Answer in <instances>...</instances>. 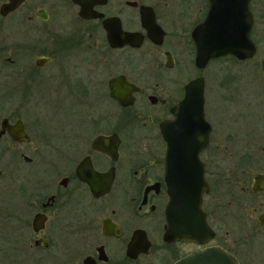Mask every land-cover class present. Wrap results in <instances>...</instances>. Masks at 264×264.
Here are the masks:
<instances>
[{
  "label": "flooded vegetation",
  "instance_id": "1",
  "mask_svg": "<svg viewBox=\"0 0 264 264\" xmlns=\"http://www.w3.org/2000/svg\"><path fill=\"white\" fill-rule=\"evenodd\" d=\"M88 1L94 17H81L72 0H23L0 16V194L17 199L0 202V264H176L205 248L254 264L246 249L252 243L264 247V0L249 1L255 55L242 61L226 55L199 69L190 35L206 17L205 0L189 32L191 71L179 52L184 26L169 31L162 22L167 0ZM5 4L9 0L0 6ZM141 7L152 10L164 31L160 45L147 37ZM105 22L114 36L120 30L140 34L139 47L112 46ZM256 56L258 115L243 137L252 142L236 158L226 153L228 146L217 145L203 73L219 60L244 63ZM120 78L124 84L114 87L130 91L131 105L111 95L110 83ZM197 78L204 81L208 143L198 155L203 168H179L167 156L177 141L166 140L160 127L174 120L185 87ZM233 78L228 73L223 81ZM44 84L76 118L60 131L65 150L37 109L38 86ZM224 139L235 138L229 132ZM193 180L207 188L201 209L212 239L205 245L167 242L170 197ZM221 187L225 193L217 196ZM260 253L256 264H264V249Z\"/></svg>",
  "mask_w": 264,
  "mask_h": 264
},
{
  "label": "water",
  "instance_id": "2",
  "mask_svg": "<svg viewBox=\"0 0 264 264\" xmlns=\"http://www.w3.org/2000/svg\"><path fill=\"white\" fill-rule=\"evenodd\" d=\"M23 0H9V4L0 6V16L15 10ZM208 11L204 21L197 25L191 32V39L195 45V66L203 69L209 60L230 55L238 60L252 58L256 53V47L250 39L252 16L249 11L250 0H207ZM80 7V16L83 18L94 17L90 12L88 0H72ZM89 2V3H88ZM141 24L147 32V37L160 45L164 37V31L156 23L151 9L140 8ZM98 17H101L100 15ZM107 29V37L114 47L135 45L139 47L142 42L140 34L124 33ZM120 39V42H113ZM264 71V61H262ZM123 79H116L110 83L111 95L121 105L132 104L130 91L124 94L118 91L114 85ZM174 120L161 124L162 136L176 145L169 146L168 159L170 163L179 168H203L198 155L206 147L209 137V125L204 118V81L197 78L185 87L184 99L173 110ZM171 128L168 132L166 128ZM104 139H98L95 144L101 145ZM109 153L103 148H98ZM207 191L204 183L193 180L191 185L184 184L178 187L175 194L170 197L167 211V228L164 240L167 242L184 241L205 245L212 239L206 217L201 209L203 193ZM176 264H238L236 259L219 248H205L192 253Z\"/></svg>",
  "mask_w": 264,
  "mask_h": 264
},
{
  "label": "rangeland",
  "instance_id": "3",
  "mask_svg": "<svg viewBox=\"0 0 264 264\" xmlns=\"http://www.w3.org/2000/svg\"><path fill=\"white\" fill-rule=\"evenodd\" d=\"M2 0H0L1 4ZM168 7L164 9V16L162 22L164 25L169 26V31H172L173 27L184 26V53L183 50H179L181 53V59L187 64L188 47H189V32L195 25L196 21L203 15L206 7L205 0H167ZM184 8L185 11H179L178 9ZM204 9V10H203ZM1 31V28H0ZM12 33L18 34V29H13ZM115 59L122 60L123 54H113ZM122 63V62H121ZM259 63V56L248 62L239 63L232 59H223L217 62H213L209 68L203 73L205 78V94H206V110L207 116L211 118L216 126L215 139L217 145L221 148L228 146L226 153L234 152L236 158L239 154H242L243 144L250 141V138L245 137L246 131L254 126L255 118L258 115V98L260 95L259 83L257 80V69ZM186 68L191 71V67L187 64ZM231 73L233 79L224 80V75ZM230 79V78H229ZM2 72H1V58H0V101L1 89H2ZM40 92L38 108L40 115L47 121V131L51 136L58 137V143L62 146V150H65L64 136L60 135L62 128L68 124H75V116L73 115V109L65 107L56 101L55 95L49 88V84L38 86ZM36 94V93H35ZM60 100V98H57ZM101 109H97L100 111ZM1 113H4L0 108ZM30 115L32 113L30 112ZM231 132L234 140L224 139L227 134ZM224 135V138L221 136ZM249 139V140H247ZM252 142V141H250ZM59 147V144H58ZM232 147L235 150H231ZM229 155L221 156L222 159ZM224 161V160H223ZM227 163L224 161L223 164ZM240 168V167H239ZM223 187L217 188V196H222L225 193ZM17 200L7 195L0 194V202H11ZM251 250H247L249 256L256 264L258 256L261 255L263 246L252 243Z\"/></svg>",
  "mask_w": 264,
  "mask_h": 264
}]
</instances>
